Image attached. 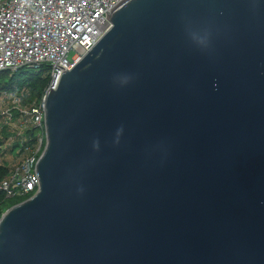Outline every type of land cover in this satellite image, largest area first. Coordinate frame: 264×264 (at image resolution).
Wrapping results in <instances>:
<instances>
[{
    "label": "water",
    "instance_id": "95a60500",
    "mask_svg": "<svg viewBox=\"0 0 264 264\" xmlns=\"http://www.w3.org/2000/svg\"><path fill=\"white\" fill-rule=\"evenodd\" d=\"M45 96L39 188L0 264H264V0H123Z\"/></svg>",
    "mask_w": 264,
    "mask_h": 264
},
{
    "label": "built area",
    "instance_id": "2783aa9c",
    "mask_svg": "<svg viewBox=\"0 0 264 264\" xmlns=\"http://www.w3.org/2000/svg\"><path fill=\"white\" fill-rule=\"evenodd\" d=\"M123 0H0V71L45 68L42 97L22 104L11 92L0 95V180L5 198L31 197L39 188L36 164L45 145V96L64 70L75 64L111 27L105 17ZM72 53V56L68 55ZM36 129L32 143L27 131Z\"/></svg>",
    "mask_w": 264,
    "mask_h": 264
},
{
    "label": "trees",
    "instance_id": "16d2710c",
    "mask_svg": "<svg viewBox=\"0 0 264 264\" xmlns=\"http://www.w3.org/2000/svg\"><path fill=\"white\" fill-rule=\"evenodd\" d=\"M49 84V76L45 68L36 69L33 67H20L14 71H0V95L11 92L18 96L22 104L33 103L42 97V94ZM36 129L27 131L26 143L30 144L35 140ZM5 137H0V150L4 144ZM8 167L0 165V180L8 173ZM25 200L23 197L5 198L0 190V218L3 209L11 204H17Z\"/></svg>",
    "mask_w": 264,
    "mask_h": 264
},
{
    "label": "rangeland",
    "instance_id": "374dc122",
    "mask_svg": "<svg viewBox=\"0 0 264 264\" xmlns=\"http://www.w3.org/2000/svg\"><path fill=\"white\" fill-rule=\"evenodd\" d=\"M68 56L71 57V56H72V53H70ZM14 205H15V204H11L10 206H7L5 209L2 210L3 213H4L7 209H9L10 207H12V206H14ZM3 213H2V214H3Z\"/></svg>",
    "mask_w": 264,
    "mask_h": 264
}]
</instances>
